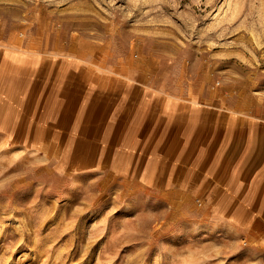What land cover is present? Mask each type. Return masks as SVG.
Returning <instances> with one entry per match:
<instances>
[{
  "label": "rangeland",
  "instance_id": "1",
  "mask_svg": "<svg viewBox=\"0 0 264 264\" xmlns=\"http://www.w3.org/2000/svg\"><path fill=\"white\" fill-rule=\"evenodd\" d=\"M0 47L40 68L10 81L11 108L20 92L28 106L10 131L0 109V264H264V214L233 221L223 179L143 185L114 172L116 148L99 138L122 81L140 80L212 107L223 146L233 128L264 141V0H0ZM67 61L73 116L44 122L35 106Z\"/></svg>",
  "mask_w": 264,
  "mask_h": 264
},
{
  "label": "crops",
  "instance_id": "2",
  "mask_svg": "<svg viewBox=\"0 0 264 264\" xmlns=\"http://www.w3.org/2000/svg\"><path fill=\"white\" fill-rule=\"evenodd\" d=\"M1 58L3 54H0V61H4ZM75 66L73 61L62 63L61 80L56 81L54 89L42 93L40 100L44 105L37 104L35 108L44 122L53 123L59 116L68 117L69 110L72 111L70 116H73L75 97H71L67 90L66 95L60 98L59 85L64 77L70 76L63 70L72 67V72ZM2 76L8 78H4L1 84L0 91L4 94L0 109L5 118L4 127L10 131L11 116L15 117L18 112L21 114L24 107L27 110V98L19 91L15 99L17 102H13L11 108V100L5 96L6 90L11 87L10 78L5 73ZM66 81L68 83L69 79ZM122 85V92L118 99H114L117 102L120 100V110L108 113L114 106L109 103L108 112L101 116L99 124L100 129L103 125L113 128L107 133L101 129L99 138L105 148H116L113 157L110 156L111 161L107 156L115 173L137 175L141 182L155 180L158 176L164 181L176 180L180 187L187 186L189 182L190 186L193 182L200 183L204 176V179L216 176L225 182L226 207L232 220H242L243 226L249 228L257 222L259 225L263 223L259 214H264V141L238 142L236 135L239 130L232 127L230 145L223 146L218 128L213 124L216 111L212 107L154 92L149 84L140 80H124ZM61 102L62 108L64 105L67 107V112L63 114L59 113ZM222 155L227 157L225 166L219 162ZM186 165L192 168L187 170ZM182 180H185L183 185L180 183Z\"/></svg>",
  "mask_w": 264,
  "mask_h": 264
},
{
  "label": "bare ground",
  "instance_id": "3",
  "mask_svg": "<svg viewBox=\"0 0 264 264\" xmlns=\"http://www.w3.org/2000/svg\"><path fill=\"white\" fill-rule=\"evenodd\" d=\"M13 47V46H12ZM15 47V46H14ZM20 48V47H19ZM9 51V50H8ZM18 55V54H17ZM7 57V56H6ZM9 57V56H8ZM10 57H11V55H10ZM15 57H17V56H15ZM23 58H24V56H23ZM5 60V59H4ZM30 60V56H26V59H25V64H21V63H16V62H13V63H10V62H8V61H3V63H2V67H0L1 69L3 68V70L2 71H0V79H2V81H3V79L4 78H8V77H3L2 75H3V73H5L6 75H8L9 76V78H10V81H14L16 78H21V76H23L25 79H28V81L29 82H32L33 80H35L38 76H39V71H40V68H39V64L38 63H36L35 64V62H31V61H29ZM33 65V67L31 68L30 66H32ZM22 66H24L25 68L23 69V70H21V67ZM8 67H10L11 69L10 70H6V68H8ZM39 79V78H38ZM11 86V85H10ZM9 93V95H10V92H8ZM101 136V135H100ZM90 146V145H89ZM40 147V146H39ZM87 147H88V145H87ZM101 147V146H100ZM49 149H50V147H49ZM105 149V148H104ZM36 150V149H35ZM131 150V149H130ZM85 151V150H84ZM101 152V151H100ZM74 153V152H73ZM102 154V153H101ZM71 155V154H70ZM73 155V154H72ZM99 156V155H98ZM101 156V155H100ZM60 157V156H59ZM82 158V157H81ZM70 160H71V156L69 157V158H67V163L68 162H70ZM69 164V163H68ZM115 166V165H114ZM124 172V171H123ZM158 177V176H157ZM159 177H160V175H159ZM127 179V178H126ZM159 179H161V178H159ZM158 179V181H157V179H155V180H152V179H150V180H148V179H145V182H140V184H143V185H147V184H149V185H151V186H155L156 185V182H157V184H162V183H164V184H166V185H168V183H169V181H164V180H159ZM128 180V179H127ZM185 180H182V182H184ZM171 182V181H170ZM173 182H175V184H176V180L175 181H173ZM142 186V185H141ZM168 190V189H167ZM173 192H174V190H173ZM192 192V191H191ZM170 194V193H169ZM177 194V193H176ZM183 194V196H188V195H184V194H188L187 192H184V193H182ZM167 195V194H166ZM173 195H174V193H173ZM176 199V198H175Z\"/></svg>",
  "mask_w": 264,
  "mask_h": 264
}]
</instances>
